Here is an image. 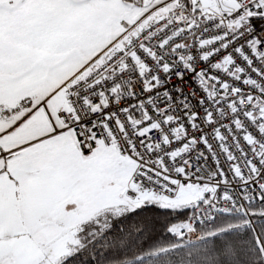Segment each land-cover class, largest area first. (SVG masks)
<instances>
[{
    "label": "snow or ice",
    "instance_id": "6c2138e0",
    "mask_svg": "<svg viewBox=\"0 0 264 264\" xmlns=\"http://www.w3.org/2000/svg\"><path fill=\"white\" fill-rule=\"evenodd\" d=\"M0 264H264V0H0Z\"/></svg>",
    "mask_w": 264,
    "mask_h": 264
}]
</instances>
